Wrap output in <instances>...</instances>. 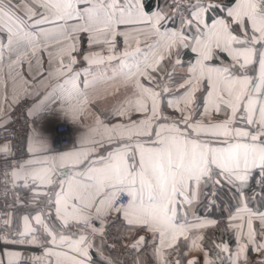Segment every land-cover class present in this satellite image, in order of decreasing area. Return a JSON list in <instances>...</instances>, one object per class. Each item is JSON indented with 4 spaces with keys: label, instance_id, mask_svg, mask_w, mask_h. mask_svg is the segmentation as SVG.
I'll list each match as a JSON object with an SVG mask.
<instances>
[{
    "label": "snow or ice",
    "instance_id": "6c2138e0",
    "mask_svg": "<svg viewBox=\"0 0 264 264\" xmlns=\"http://www.w3.org/2000/svg\"><path fill=\"white\" fill-rule=\"evenodd\" d=\"M21 117L0 264H264V0H0Z\"/></svg>",
    "mask_w": 264,
    "mask_h": 264
},
{
    "label": "built area",
    "instance_id": "2783aa9c",
    "mask_svg": "<svg viewBox=\"0 0 264 264\" xmlns=\"http://www.w3.org/2000/svg\"><path fill=\"white\" fill-rule=\"evenodd\" d=\"M22 124H23V118L21 117L18 122L13 125V128L9 130V133L6 134L3 131H0V140L4 139L6 135L9 136L10 139L17 140L22 139L24 133L22 130ZM64 123H61L59 125H63ZM58 131L62 132L63 134L58 135L55 140L54 147L57 149L66 148L69 146L70 142L72 141V134H71V128L70 126L68 128L58 127ZM12 197L9 195L7 197V203L11 204ZM9 209L5 207V199L2 195V192L0 191V213L6 212Z\"/></svg>",
    "mask_w": 264,
    "mask_h": 264
},
{
    "label": "crops",
    "instance_id": "0c3cea01",
    "mask_svg": "<svg viewBox=\"0 0 264 264\" xmlns=\"http://www.w3.org/2000/svg\"><path fill=\"white\" fill-rule=\"evenodd\" d=\"M112 102H113V101H112L111 99H109V100L107 101L108 105H110ZM61 123H65V121L63 120L62 117H59V116H57V115H55V114H50V115L48 116L47 120L43 123L42 127H43V130H44L45 132H47L48 129H49L51 126H53V125H59V124H61ZM69 126H70V125H69ZM70 128H71V126H70ZM71 134H72V138H73V133L71 132ZM0 191L3 192V187H2V185H0ZM201 214H203V212H201ZM216 215H218V212L216 213Z\"/></svg>",
    "mask_w": 264,
    "mask_h": 264
}]
</instances>
